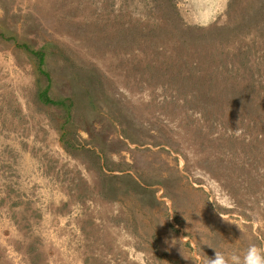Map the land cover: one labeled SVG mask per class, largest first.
I'll use <instances>...</instances> for the list:
<instances>
[{
    "label": "rangeland",
    "instance_id": "374dc122",
    "mask_svg": "<svg viewBox=\"0 0 264 264\" xmlns=\"http://www.w3.org/2000/svg\"><path fill=\"white\" fill-rule=\"evenodd\" d=\"M252 245L264 0H0V264H210Z\"/></svg>",
    "mask_w": 264,
    "mask_h": 264
},
{
    "label": "clouds",
    "instance_id": "9594fccd",
    "mask_svg": "<svg viewBox=\"0 0 264 264\" xmlns=\"http://www.w3.org/2000/svg\"><path fill=\"white\" fill-rule=\"evenodd\" d=\"M226 2L227 0H225ZM210 264H264V249L252 245L243 256L235 253L225 256L223 253L217 252Z\"/></svg>",
    "mask_w": 264,
    "mask_h": 264
},
{
    "label": "bare ground",
    "instance_id": "6f19581e",
    "mask_svg": "<svg viewBox=\"0 0 264 264\" xmlns=\"http://www.w3.org/2000/svg\"><path fill=\"white\" fill-rule=\"evenodd\" d=\"M97 39H95L94 41H96Z\"/></svg>",
    "mask_w": 264,
    "mask_h": 264
}]
</instances>
